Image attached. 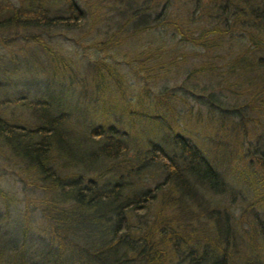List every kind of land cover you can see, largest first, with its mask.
<instances>
[{"label": "trees", "instance_id": "obj_1", "mask_svg": "<svg viewBox=\"0 0 264 264\" xmlns=\"http://www.w3.org/2000/svg\"><path fill=\"white\" fill-rule=\"evenodd\" d=\"M0 2L2 49L15 47L19 70L45 85L29 101H0V159L28 193L24 215L44 222L51 264H264V0H117L113 26L103 24L101 1ZM167 35L188 68L163 64L175 51L163 41L138 47ZM61 40L120 54L131 78L120 61L72 60ZM172 63L179 93L146 81L165 79ZM73 85L92 99L74 98ZM64 94L101 113L82 127L83 147L69 140ZM8 106L24 113L7 117ZM213 123L218 159L203 148ZM237 195L247 229L215 200ZM0 198L16 201L1 190Z\"/></svg>", "mask_w": 264, "mask_h": 264}, {"label": "rangeland", "instance_id": "obj_2", "mask_svg": "<svg viewBox=\"0 0 264 264\" xmlns=\"http://www.w3.org/2000/svg\"><path fill=\"white\" fill-rule=\"evenodd\" d=\"M13 5H17L19 0H8ZM101 3V14H104L107 18L106 22L103 24H107L109 26H113L115 21L117 20L116 15L113 11L114 5L117 0H95ZM1 4V2H0ZM56 10V9H55ZM104 26V25H102ZM158 33L156 32V35ZM161 39H147L142 38L140 43H138V47L140 45L142 48L147 47L149 44L156 41H163L168 44L170 49H174L177 51L180 47L179 45L175 44V41L170 40L169 35L167 37L161 36ZM61 45L62 51L65 55H68L74 61L81 62L82 65H85L87 61L92 60L94 58H100L103 61H108L109 63H113L114 61H120L122 64L119 67L120 72L126 75V79H130L131 76L129 74L128 68L124 67L123 58L120 54L113 55V53L107 54H96L93 55L92 53H88L87 51L82 50L79 46L76 48L75 46L71 45V42L68 41H58ZM175 46V47H174ZM174 47V48H173ZM11 53L6 50L2 49L0 45V55H4L2 59H0V101L7 100L11 101L12 98L23 97L26 100H31L33 98H37L40 96V91L45 85H42L44 81V77L40 74H35L32 70H23L20 71L21 65L23 62H19L21 60V53L16 50L15 47L11 48ZM171 51V56L165 58L163 60V64H168L172 58H175L178 61L177 66L186 67L188 68L190 65V58H186L185 62H182L181 57L179 56V52ZM175 52V53H174ZM183 53H192L190 50H186ZM129 57V56H127ZM5 62V63H4ZM17 64L13 66L12 64ZM181 64V65H180ZM133 66L136 69H139L140 74H144L146 76L149 75V72L146 69H140L138 63H133ZM177 66L175 67L172 63L166 69L170 71L168 74L160 73L159 75H163L165 79L160 78V76H152L151 78H146V81L151 83L154 80L158 81V83L163 82L166 84L167 87L173 88L171 91L174 93H179L182 88V81L183 76L180 75L179 71L177 70ZM18 67V68H17ZM179 67V70H180ZM159 68H157L153 74L156 75ZM19 73L25 76H29V79H26L25 82L22 84L19 81ZM79 77H87V73L85 69L80 68L78 70ZM150 73V75H153ZM40 76V77H37ZM10 78L9 80H5ZM12 80H16L13 82ZM132 80V79H131ZM11 81V83L9 82ZM20 82V83H19ZM14 83V84H13ZM133 85V89L137 88L136 82L130 81ZM83 88L81 85H73L71 90L69 91L71 95L78 97L82 101V95H87L89 99H92V95H90L89 90H87V94L83 93ZM50 92V91H49ZM39 95V96H38ZM69 94H64L62 96V101L65 105H63L66 109L70 111L73 117V121H70V124L67 126V132L70 133L69 140L75 141L78 143L79 146L83 147L84 143L82 138V127L86 128L87 126L90 127L94 123L100 121V112L91 110L89 107H83V104L80 102L78 103L76 99H74ZM7 98V99H4ZM78 104V105H77ZM189 104L193 107V113L196 110V106L194 103L189 102ZM159 108V107H156ZM5 110L6 116H10L11 114L16 116H20L21 111L19 109H14L12 106H8ZM186 110V108H185ZM156 113L163 116V114L159 110H155ZM255 115L252 114V117ZM111 115L107 117V121L111 120ZM261 127V125H260ZM215 129V124L213 123L212 127L208 130L209 139H203V148L209 152H212L213 155L211 157L218 159L217 152H214V139L213 133ZM225 131V130H224ZM227 135V132L220 133V136ZM201 138V136H199ZM220 139V137L218 138ZM217 156V157H216ZM222 169H227L224 168ZM23 187L21 182L19 181L18 172L16 173L15 167L12 166L9 161L5 159H0V190L9 194L14 197L16 200L14 203H8L7 207L0 198V264H51L50 258L47 254V238L48 233L44 231V222L38 218L37 215H31L27 217L24 215L26 212V201L25 195L28 193H23ZM238 197H225L219 198L216 197L215 200L219 202L220 205H225L227 209H230L234 221L230 223H240V228L247 229V222L250 220L248 214L243 215V209L245 206V202L241 201L240 196ZM30 203V202H28ZM248 203V202H246ZM233 222V223H232ZM238 229V230H239Z\"/></svg>", "mask_w": 264, "mask_h": 264}]
</instances>
